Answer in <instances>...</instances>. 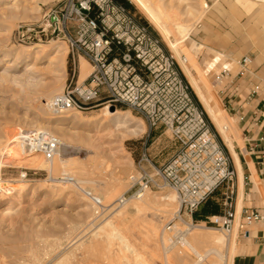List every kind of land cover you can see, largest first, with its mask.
I'll list each match as a JSON object with an SVG mask.
<instances>
[{
  "label": "rangeland",
  "instance_id": "obj_1",
  "mask_svg": "<svg viewBox=\"0 0 264 264\" xmlns=\"http://www.w3.org/2000/svg\"><path fill=\"white\" fill-rule=\"evenodd\" d=\"M23 1L20 9L9 8L14 1L0 4V142L16 137L21 131L46 129L61 140L62 148L53 162L47 163L42 156L47 165L37 168L30 167L26 161L21 164L24 160H20L21 156H29L21 152L17 153L21 154L19 156L9 153L10 161L14 158L11 162L14 166L2 168L1 183L11 187L26 185L29 191L18 198L20 208L14 215L5 219L0 216V264H232L231 252L242 236L240 230L237 236L230 235L232 231L204 223L209 219H195L194 215L193 219L199 223L190 227V215L179 212L177 193L169 188L147 191L141 198L132 196L135 188L131 186L140 177L137 166L144 145L148 146L156 165L167 162L178 150L179 144L168 128L163 124L150 128L128 107L117 105L116 109L130 111L138 125L144 126L142 132L129 133L111 125L102 113L108 103L84 112L73 110L78 120L74 123L65 121L64 113L51 110L50 99L60 94L72 79L71 88L81 85L92 67L82 57L81 63L87 64L88 72L81 76L78 61L74 67L69 47L63 41L23 46L15 43L14 30L20 22L38 19L49 4L59 0ZM125 1L175 57L194 101L204 111L220 147L233 165L229 149L179 61L187 57L188 63H193L191 70L196 77L203 75L205 80L200 79L204 89L214 91L220 99L219 93L225 103L216 74L227 61L221 58L220 63L207 72L208 75L203 69L211 58L219 55L209 45L210 35L222 30V36L226 37L229 30L241 27L245 38L251 39V31L258 30L260 24L255 10L262 0H206L209 11L181 43L184 45L180 48L181 57L173 52L145 14L131 0ZM161 3L171 8L164 5L166 10L175 11L185 24L194 23L204 8L203 0H161ZM170 38L175 40L174 35ZM56 44L63 49L64 58L61 60L55 57V53L43 51ZM243 46L244 51L251 49L248 41ZM31 47L33 50H29ZM14 52H20L19 59L12 54ZM229 113L239 128L238 117ZM232 137L235 140L234 132ZM25 170L28 175L22 179L21 172ZM62 175L75 177L100 198L103 196L105 211L97 215L90 200L72 184L62 182ZM224 192L226 190L222 189L216 193L214 201L225 196ZM2 194L0 204L6 202L2 200ZM167 194H173V198L165 207L166 201L162 197ZM123 196L127 197L125 203L120 202ZM137 203L143 204L141 209H132ZM215 215L218 214L211 217ZM219 237L224 241L217 242Z\"/></svg>",
  "mask_w": 264,
  "mask_h": 264
},
{
  "label": "built area",
  "instance_id": "obj_2",
  "mask_svg": "<svg viewBox=\"0 0 264 264\" xmlns=\"http://www.w3.org/2000/svg\"><path fill=\"white\" fill-rule=\"evenodd\" d=\"M14 34L15 43L22 46L65 42L74 67L82 57L89 61L92 71L83 83L71 88L72 79L50 101L53 112H84L106 103L110 107L124 105L150 128L163 124L171 131L179 148L167 162L156 165L144 145L137 166L140 177L131 186L135 188L132 196L172 189L180 201L179 212H187L189 226L194 227L199 223L193 219L194 212L225 189L224 214L208 217L204 223L232 231L237 219L233 206L236 169L194 101L175 57L142 17L117 0H59L49 4L38 19L20 22ZM249 63L246 56L222 64L216 74L221 94L232 96L236 80L247 73ZM256 93L253 90L248 100ZM18 141L22 154H40L48 162H53L62 148L60 139L46 129L21 131ZM27 175V170L21 172L22 179ZM60 179L83 193L97 215L105 211L103 200L81 181L70 175ZM126 200L123 196L120 202ZM263 220L259 209L245 208L238 228L242 235H248L249 227Z\"/></svg>",
  "mask_w": 264,
  "mask_h": 264
},
{
  "label": "crops",
  "instance_id": "obj_3",
  "mask_svg": "<svg viewBox=\"0 0 264 264\" xmlns=\"http://www.w3.org/2000/svg\"><path fill=\"white\" fill-rule=\"evenodd\" d=\"M206 4L207 8L200 22L209 11L210 6L207 1ZM250 6L252 8L253 4ZM255 11L260 24L258 30L251 31L253 33L251 39L245 38L241 27H236L234 31L229 30V36L226 37L222 36V30L218 34L211 33L209 45L219 55L211 58L203 69L206 73L211 71L220 63L221 58L227 62L237 61L246 56L250 58L248 71L236 80L232 96L225 97V103L219 93L218 96H220L219 100L223 104L225 113H228V117L234 119L230 111L239 119V128L234 124L235 150L239 157L240 167L233 159L232 166L237 169L233 206L240 213L245 208H255L264 214V0L260 1ZM247 41L251 49L244 51L243 45ZM194 61L199 66L195 57ZM81 66L80 59L78 61L80 73ZM253 90L257 93L252 100H248ZM217 202L222 207V214L218 215H223L225 196H221ZM237 246L232 264H264V220L251 225L249 234L238 238Z\"/></svg>",
  "mask_w": 264,
  "mask_h": 264
},
{
  "label": "bare ground",
  "instance_id": "obj_4",
  "mask_svg": "<svg viewBox=\"0 0 264 264\" xmlns=\"http://www.w3.org/2000/svg\"><path fill=\"white\" fill-rule=\"evenodd\" d=\"M8 1H14L11 4V6H9V8H11V9H20L21 5L24 2L23 0H0V4L1 3L7 4ZM131 1L142 11L143 14H145V16L157 28V30H159L161 35L167 41L169 47L173 50V52L178 57H181L180 56V48L182 46H184L181 43H183L189 37V34L191 33V31L193 30L195 25L200 22L201 18L203 17V15L206 11V8H207V4L203 0V3H204L203 7L204 8H203L202 12L194 20L195 22L191 23V24H189L190 22L188 24H185L182 22V19L179 18L177 13L175 11H173V9H172L173 12H171V10L170 11L166 10V8L168 6H166L165 3L162 4L161 0H131ZM164 5L166 6V8ZM169 8L170 7H168V9ZM171 35L175 36V40H172L170 38ZM35 47H38V46H35ZM29 50H33V47L29 48ZM43 51L46 54L55 53V57L60 58V60L64 58V57L62 58V56H64V55H62L63 49H61V47L57 44L50 47V48L47 47V48L43 49ZM12 54L16 55L17 59H19L20 52H14ZM188 62H189V59L187 57L180 58L179 64L181 66V69L183 67L182 70L184 71V74L186 75L190 85L192 86V88L195 91V93L197 94L199 100L203 104L205 111L207 112L208 116L210 117V119L215 124V127L217 128L219 135L221 136L222 140L225 142V144H226L227 148L229 149L233 159L235 160L237 165L240 167L239 157H238L236 150H235V140H234V137H232V133L235 130L234 129L235 128L234 123L228 117V115L225 113V111L222 107V104H221L219 98L217 97L216 93L214 91H206L204 89V86L202 85L203 81L201 80V79L205 80L203 78V75H200L201 79L196 77V75L191 70V65L193 63L191 62L192 64L190 65V63H188ZM85 65H87V64H85V62L82 63L81 76H82V74L84 75L88 72V71H86ZM50 100H52V99H50ZM0 101H1V99H0ZM49 106H50V102H49ZM72 111L73 110H67V111L63 112L65 114L64 120L69 122V123H74L77 120L76 115ZM102 113L107 117V119L111 123V125L113 124V125L117 126L118 128L125 129L129 133H138V132H142L144 130V128H143L144 126L142 125L143 126L142 127L141 125H138V122L135 120L136 118H134V116L131 114L130 111H123V110H119V109L111 110L110 106H105L104 108H102ZM106 122H107V120H106ZM56 123H58V122H56ZM77 123H79V122H77ZM55 126H56V124H55ZM56 127H58V126H56ZM17 136L16 137H13V136L8 137L4 142H0V193L1 194L3 193L2 195L4 196L2 198V200H6V202H4L3 204H0V216L4 219L6 217L10 218L12 215H14V213H16V211L20 208V201L18 198L29 191V189L26 185H19V186L11 187V185H8L7 183H3V182L1 183V181H2V179H1L2 168L14 166V165H12L13 163L11 164V162L14 158L10 161V159L12 157H10L9 153L12 152L11 154H13V152H14L15 154H17L20 152V145H19V141H18ZM19 155H21V154H19ZM19 155L17 154V156H19ZM13 157H14V155H13ZM22 159H24V160H22ZM17 160H18L17 164L19 165L20 163H18V162H20V161H19V159H17ZM20 160H22L21 164H24V162L26 161V163L28 162V164H31V165H29L30 167H35V168L42 167V166L44 167L47 165L46 162L48 163L47 160H45L46 162L43 161L42 155H40V154H35V155L29 156L27 158H25V157L23 158V156H21ZM9 164H11V165H9ZM17 164H15L16 167H17ZM20 166L21 165H19L18 167H20ZM240 172H241V170H240ZM239 175L241 177V174H239ZM172 195L167 194L164 197H162L163 200L166 201L164 203L165 207H166V205L168 206L171 204L170 200H172V198H173ZM102 197L103 196H101V198ZM141 197H143V194L139 198H141ZM0 201H1V199H0ZM142 203H144V202H142ZM142 203L135 204V206L132 209H135V210L141 209V207L143 205ZM164 204H162V205H164ZM239 216H240V212L237 211L236 223L234 224V227H233L230 235L235 234L237 236L239 233V228H238ZM213 219H215V217H213ZM196 235H198V234L196 233ZM216 240H217V242H220V243L224 241L223 237H219ZM235 254H236V249L233 248L232 252H231V261H233Z\"/></svg>",
  "mask_w": 264,
  "mask_h": 264
},
{
  "label": "trees",
  "instance_id": "obj_5",
  "mask_svg": "<svg viewBox=\"0 0 264 264\" xmlns=\"http://www.w3.org/2000/svg\"><path fill=\"white\" fill-rule=\"evenodd\" d=\"M118 2L126 5L128 8L132 10V6L128 5V3L125 0H117ZM146 24L147 22L144 21ZM123 107L124 105H120ZM214 214H222V207L219 203L214 201V198H209L207 201H205L200 209L194 212V218L195 219H207L209 216Z\"/></svg>",
  "mask_w": 264,
  "mask_h": 264
},
{
  "label": "water",
  "instance_id": "obj_6",
  "mask_svg": "<svg viewBox=\"0 0 264 264\" xmlns=\"http://www.w3.org/2000/svg\"><path fill=\"white\" fill-rule=\"evenodd\" d=\"M115 109H116L115 105H112L111 110H115Z\"/></svg>",
  "mask_w": 264,
  "mask_h": 264
}]
</instances>
